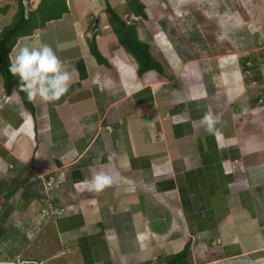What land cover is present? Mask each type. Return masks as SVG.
Wrapping results in <instances>:
<instances>
[{"label":"crops","instance_id":"1","mask_svg":"<svg viewBox=\"0 0 264 264\" xmlns=\"http://www.w3.org/2000/svg\"><path fill=\"white\" fill-rule=\"evenodd\" d=\"M20 1L0 0V32ZM65 1L9 53L48 44L72 82L57 102L29 110L13 90L0 106V261L167 264L185 250L178 264H264V0H140L145 19L121 0ZM107 7L161 73L138 74ZM208 112L219 135L200 124ZM94 171L116 182L77 184ZM49 176L59 216L45 215Z\"/></svg>","mask_w":264,"mask_h":264},{"label":"trees","instance_id":"2","mask_svg":"<svg viewBox=\"0 0 264 264\" xmlns=\"http://www.w3.org/2000/svg\"><path fill=\"white\" fill-rule=\"evenodd\" d=\"M126 4L131 14L142 19L146 18L145 7L140 0H126ZM8 9V5L0 6V14H5ZM107 11L110 16L109 23L115 31L120 45L133 57L138 66V74L148 70H155L161 73L162 66L151 57L148 45L137 39L134 32L135 29L126 26L125 22L110 7H107ZM67 12L68 8L65 0H43L35 11L29 13L24 12L20 1L12 21L3 27L0 32V80L4 84L6 92L10 94L15 90L25 108L29 110L32 107L31 102L27 98L26 93L20 90L18 79L13 77L8 71L10 65L9 53L19 38L32 35L35 30L44 27L46 23L52 20L60 19ZM90 51L97 62L104 63L94 42L90 43ZM186 255L187 252L184 250L170 259L167 264H178Z\"/></svg>","mask_w":264,"mask_h":264},{"label":"clouds","instance_id":"3","mask_svg":"<svg viewBox=\"0 0 264 264\" xmlns=\"http://www.w3.org/2000/svg\"><path fill=\"white\" fill-rule=\"evenodd\" d=\"M8 71L18 79L19 88L26 93L29 101L39 99L45 104L57 102L64 97L72 82L66 62L59 58L50 45L44 43L38 47L24 45L14 50V55H10ZM200 124L209 134L219 135L220 129L217 126L222 124V118L208 112L203 115ZM81 128L91 132L93 125H81ZM116 179V176L108 172L94 171L90 178L78 181L77 184L87 185L89 191L101 193L113 186Z\"/></svg>","mask_w":264,"mask_h":264},{"label":"built area","instance_id":"4","mask_svg":"<svg viewBox=\"0 0 264 264\" xmlns=\"http://www.w3.org/2000/svg\"><path fill=\"white\" fill-rule=\"evenodd\" d=\"M21 4L24 8V12L28 13L31 9L29 6V0H21ZM250 67V64L247 65V68ZM246 73L249 74L250 71L246 70ZM10 102V94H8L5 90L4 84L0 80V106L4 104H8ZM258 102H262V99H258ZM110 130V128L108 127ZM61 186V180L58 178H55L53 176H49L46 180H44V188L46 190L47 195V201L51 205L49 208V212H45L46 216L52 215V216H59L60 211L58 208L52 207L53 203L56 199V190L59 189ZM28 237L30 239L33 238V233L29 232ZM0 264H50L47 260H33V259H25L22 256H18L14 260H6V261H0Z\"/></svg>","mask_w":264,"mask_h":264},{"label":"rangeland","instance_id":"5","mask_svg":"<svg viewBox=\"0 0 264 264\" xmlns=\"http://www.w3.org/2000/svg\"><path fill=\"white\" fill-rule=\"evenodd\" d=\"M122 2H125L126 3V1L125 0H121ZM142 2H146V1H148V0H141ZM177 2V0H174L173 2ZM207 1V0H206ZM218 1H221V0H218ZM164 2H166V1H164ZM238 2V1H237ZM235 2L234 1V3H236L235 5L237 6V8H238V10L239 11H242V13H245V11L244 10H242L243 8H244V5L243 4H241L240 5V2ZM241 13V12H240ZM242 15V14H241ZM251 23V22H250ZM253 25V23L252 24H250V29H252V30H254L255 28H254V26H252ZM256 25V24H255ZM246 27V26H245ZM33 260H36V259H33Z\"/></svg>","mask_w":264,"mask_h":264}]
</instances>
